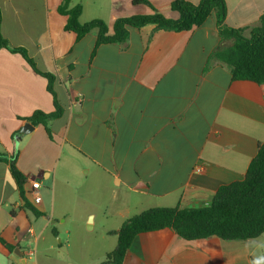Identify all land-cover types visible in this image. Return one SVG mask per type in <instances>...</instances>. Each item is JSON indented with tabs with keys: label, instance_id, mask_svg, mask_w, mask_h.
Masks as SVG:
<instances>
[{
	"label": "crops",
	"instance_id": "1",
	"mask_svg": "<svg viewBox=\"0 0 264 264\" xmlns=\"http://www.w3.org/2000/svg\"><path fill=\"white\" fill-rule=\"evenodd\" d=\"M133 1L70 0V6H82L81 23L102 19L112 30L118 18L152 13ZM148 1L165 17H179L171 8L175 0ZM61 2L0 0L2 36L55 77L62 108L49 124L52 139L42 125L24 132L34 112L55 111L54 99L48 80L21 54L0 49V154L17 155L26 191L34 181L53 184L62 160H80L82 171L102 176L113 193H121L122 207L111 223L106 212L100 220L90 210L86 218L89 230L98 226L108 235L150 208L209 206L221 186L244 179L264 143V85L232 80L223 63L203 74L221 45L215 13L179 33L129 27L126 46L103 44L93 54L96 31L79 41L65 31ZM225 2L226 24L249 36L264 15V0ZM22 206L10 164L0 161V239L23 256L0 242V264H22L30 244L38 245L48 229L43 223L36 235L30 211ZM260 258L264 234L247 241H186L163 229L137 235L123 264H255Z\"/></svg>",
	"mask_w": 264,
	"mask_h": 264
},
{
	"label": "trees",
	"instance_id": "2",
	"mask_svg": "<svg viewBox=\"0 0 264 264\" xmlns=\"http://www.w3.org/2000/svg\"><path fill=\"white\" fill-rule=\"evenodd\" d=\"M133 2L150 7L152 13L118 18L112 30L102 19L81 23L82 6L71 7L70 0H62L58 12L67 17L65 31L75 33L78 41L92 31H96L97 40L93 54L103 44L126 46L129 40V27L141 29L154 25V31L179 33L201 26L212 13H215L221 45L209 56L203 74L216 63H223L230 69L232 80L264 85V15L261 16L259 24L251 29L249 36H246L245 30L226 24L225 0H201L198 4L187 0H175L171 3V8L179 13L177 19L165 17L148 0ZM1 21L0 10V26ZM0 49L21 54L36 74L48 80V91L53 96L55 111L49 114L36 111L25 120L33 127L42 125L52 139L49 124L62 115V108L53 90L55 77L42 72L26 49L11 47L2 36L1 29ZM0 161L10 164L11 174L19 188L22 208L33 213L35 217L45 216V213L31 199L32 193L25 190L27 179L17 167V155L8 159L7 155L0 154ZM11 214L14 215L13 212ZM163 229L174 230L186 241L210 237H218L225 241H247L262 236L264 234V143L259 146L257 155L251 161L244 179L221 186L213 195L209 206L150 208L127 219L119 230L108 232L109 236L117 237V244L106 255L104 263L123 264L137 235ZM52 233L57 237L58 233L55 229ZM0 242L8 252L15 251V246L3 239H0Z\"/></svg>",
	"mask_w": 264,
	"mask_h": 264
},
{
	"label": "rangeland",
	"instance_id": "3",
	"mask_svg": "<svg viewBox=\"0 0 264 264\" xmlns=\"http://www.w3.org/2000/svg\"><path fill=\"white\" fill-rule=\"evenodd\" d=\"M83 166L80 160H62L54 183L46 184L44 180L41 184L39 194L45 216L38 218L31 212L30 216L36 235L41 224L47 223L48 229L38 245L30 244L33 256L25 258L29 264L35 258L38 264H105L106 255L115 248L116 236L105 235L98 226L89 230L85 222L88 212L93 210L100 220L106 212L111 223L114 213L122 207L121 193H113L110 181L102 176L86 174ZM54 229L57 237L52 233ZM255 264H264V259L256 260Z\"/></svg>",
	"mask_w": 264,
	"mask_h": 264
},
{
	"label": "built area",
	"instance_id": "4",
	"mask_svg": "<svg viewBox=\"0 0 264 264\" xmlns=\"http://www.w3.org/2000/svg\"><path fill=\"white\" fill-rule=\"evenodd\" d=\"M201 169H199L198 171H200ZM41 188V184L38 181H34L32 182L30 188H29V192L32 193V197H33V202L35 203V205L37 207H42L43 206V200L41 199V196L39 194V189ZM28 256H33V252L30 251L28 253Z\"/></svg>",
	"mask_w": 264,
	"mask_h": 264
},
{
	"label": "water",
	"instance_id": "5",
	"mask_svg": "<svg viewBox=\"0 0 264 264\" xmlns=\"http://www.w3.org/2000/svg\"><path fill=\"white\" fill-rule=\"evenodd\" d=\"M34 130V127L33 126H31V125H27L25 128H24V132H26V133H30L31 131H33ZM15 254H17L20 258H22L23 256H22V253L20 252V250L17 248V249H15ZM23 264H26V260H24L23 259V262H22Z\"/></svg>",
	"mask_w": 264,
	"mask_h": 264
}]
</instances>
